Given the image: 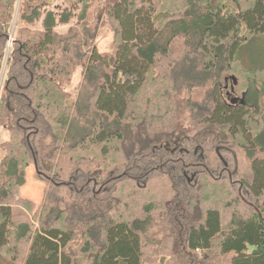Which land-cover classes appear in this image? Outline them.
Wrapping results in <instances>:
<instances>
[{"label":"trees","instance_id":"1","mask_svg":"<svg viewBox=\"0 0 264 264\" xmlns=\"http://www.w3.org/2000/svg\"><path fill=\"white\" fill-rule=\"evenodd\" d=\"M99 1L0 0V129L9 133L0 255L12 264H264V110L255 120L244 99L264 66L237 57L264 40V0ZM101 17L114 30L108 53L95 44ZM78 68L73 99L66 85ZM151 70L186 94L159 133L126 122ZM32 166L45 184L40 204L21 195Z\"/></svg>","mask_w":264,"mask_h":264},{"label":"rangeland","instance_id":"2","mask_svg":"<svg viewBox=\"0 0 264 264\" xmlns=\"http://www.w3.org/2000/svg\"><path fill=\"white\" fill-rule=\"evenodd\" d=\"M102 1L100 0L97 3L100 5L102 4ZM56 6H61V3H55L52 6V9L56 10ZM17 19L18 18L16 16L12 23L8 50L10 49L13 42V36L17 28ZM74 25L75 23L67 26H59L57 30L61 33H65ZM111 25L112 24H110V22L102 17L98 22L95 44L101 53L110 52L114 46V30ZM34 29L41 30V23L36 24ZM237 57L241 60V63L245 68L263 67L264 40L255 39L254 41L244 45L239 50ZM4 67L6 68V66ZM5 79L6 73L3 71L0 75V93ZM82 84L83 72L82 69L78 68L73 75L71 82L66 85V90L71 94L73 99L77 98ZM251 87L252 88H250L247 91V94L244 96V99L253 108L252 114L253 118L256 120L264 110V80L257 79L252 83ZM245 91L246 90H241L239 93L235 92L234 95L235 97L242 98V95ZM229 92H231L230 88L228 90V94ZM176 94L177 91L174 90L173 85L166 78H163L160 73H158V71L151 70L146 77L143 87L131 101L126 122L136 125L137 123H141L144 120L149 130L153 133L167 131L171 128V126H173L175 121L174 109L176 108L177 104L174 101V98L176 97ZM176 98H179L178 100H180L182 103L186 98V94L183 93L181 96L177 95ZM184 124L187 126L188 121L184 122ZM8 139L9 133L5 129H0V164L4 157V152L1 148V145ZM27 175V183L22 188L21 195L25 198L35 201L37 204H40L43 202L45 184L36 179L35 169L33 166L28 169ZM206 207L217 208V204H207ZM215 248L217 249V245H215ZM0 256V264H9L5 257L2 255Z\"/></svg>","mask_w":264,"mask_h":264},{"label":"crops","instance_id":"3","mask_svg":"<svg viewBox=\"0 0 264 264\" xmlns=\"http://www.w3.org/2000/svg\"><path fill=\"white\" fill-rule=\"evenodd\" d=\"M3 258V257H2ZM0 259H1V256H0ZM7 262L9 263V264H12V263H10L8 260H7Z\"/></svg>","mask_w":264,"mask_h":264},{"label":"water","instance_id":"4","mask_svg":"<svg viewBox=\"0 0 264 264\" xmlns=\"http://www.w3.org/2000/svg\"><path fill=\"white\" fill-rule=\"evenodd\" d=\"M235 83H237V81L235 80Z\"/></svg>","mask_w":264,"mask_h":264}]
</instances>
